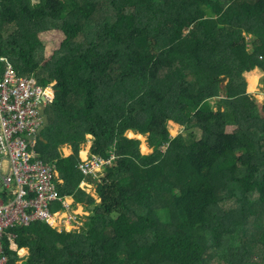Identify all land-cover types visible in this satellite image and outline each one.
I'll list each match as a JSON object with an SVG mask.
<instances>
[{
  "label": "trees",
  "instance_id": "16d2710c",
  "mask_svg": "<svg viewBox=\"0 0 264 264\" xmlns=\"http://www.w3.org/2000/svg\"><path fill=\"white\" fill-rule=\"evenodd\" d=\"M182 1L0 0V74L5 58L54 84L36 150L90 212L77 232L15 228L29 255L6 248L10 264H264V101L245 76L264 82V0H187L181 19ZM49 31L64 40L46 57ZM88 134L91 155L116 156L101 180L80 168Z\"/></svg>",
  "mask_w": 264,
  "mask_h": 264
},
{
  "label": "built area",
  "instance_id": "2783aa9c",
  "mask_svg": "<svg viewBox=\"0 0 264 264\" xmlns=\"http://www.w3.org/2000/svg\"><path fill=\"white\" fill-rule=\"evenodd\" d=\"M1 60L5 65L0 74V264H10L6 248L22 254L15 228L47 223L59 232H77L89 212L83 204L74 206L72 197L60 195L56 165L36 150L45 111L55 100L54 84L44 86L34 76H19L7 59ZM113 160L114 155L92 156L82 159L80 168L98 178ZM80 184L96 190L85 179ZM56 203L62 207L58 211Z\"/></svg>",
  "mask_w": 264,
  "mask_h": 264
},
{
  "label": "rangeland",
  "instance_id": "374dc122",
  "mask_svg": "<svg viewBox=\"0 0 264 264\" xmlns=\"http://www.w3.org/2000/svg\"><path fill=\"white\" fill-rule=\"evenodd\" d=\"M177 8V11L179 12L180 14V18L183 19V18H188L189 16H191L194 12V6L192 4L191 1H182L180 2L178 5ZM176 8L175 7H172L170 8L172 11L176 12ZM41 39L43 40L44 44H45V47H46V57H49L52 55V53L59 48L61 42L64 40V35L59 32V31H49V32H45V33H42L41 34ZM246 80H247V94L248 96L250 97V99L252 100H256L258 101L259 103H262L264 101V82L262 81V77H263V72L260 71L259 69H256L250 73H247L246 75ZM253 78H256L257 82H256V85H253L252 84V80ZM155 85H157L156 83H154ZM226 84V82L224 83ZM221 94V91H220V87H216L215 88V96L217 98H215V100H218L219 99V96ZM214 103V101L212 102V104ZM47 110V109H46ZM232 128V127H230ZM170 136L172 137H175L179 134H186L188 132V130H186L184 127L180 126V127H176L175 124L173 122L170 123ZM191 132H194L195 134V137L196 138H199L201 136V130L200 129H197V128H192L190 129ZM132 132L134 134H132ZM126 134L132 138H139L142 142H141V150L144 154H149L150 152H153V148L150 146L149 142H148V136L146 134H142V133H138L136 131H128L126 132ZM88 137V141L85 142L84 144H82V149H81V152H80V155L82 156L83 159H87V158H90L92 157L93 155L90 154V147L92 145V136L90 134L87 135ZM143 144H145L147 146V150H144L143 148ZM62 152L65 156H68V154L72 153V150L69 146H64L62 148ZM69 154V155H70ZM112 155H114V160H115V154L114 153H111L110 156L108 158H110ZM105 167V166H104ZM103 167V169H104ZM99 168V167H98ZM102 169V170H103ZM102 170L100 171V177H98V179H102ZM81 189H83L84 191H86L88 194H91L93 196H95L96 200L99 201L100 199L97 197V194H96V190H95V187H91L89 188L88 186H86L85 184H79ZM71 199V198H70ZM85 207V206H84ZM83 210L85 212H89L86 208H83ZM90 213V212H89ZM86 216V215H85ZM241 236L243 235H235V236H232V242L233 244H237L239 242H241ZM22 254H20L23 259L25 258V255L27 254V252H22Z\"/></svg>",
  "mask_w": 264,
  "mask_h": 264
},
{
  "label": "crops",
  "instance_id": "0c3cea01",
  "mask_svg": "<svg viewBox=\"0 0 264 264\" xmlns=\"http://www.w3.org/2000/svg\"><path fill=\"white\" fill-rule=\"evenodd\" d=\"M132 133H133V132H132ZM69 154H70V153H69ZM69 154H68V155H69ZM81 157H82V156H81ZM82 159H83V158H82ZM24 251L27 252V254L25 255V258H24V259H26V258L28 257V255H29V249H28V248H23V249H22V252H24Z\"/></svg>",
  "mask_w": 264,
  "mask_h": 264
},
{
  "label": "bare ground",
  "instance_id": "6f19581e",
  "mask_svg": "<svg viewBox=\"0 0 264 264\" xmlns=\"http://www.w3.org/2000/svg\"><path fill=\"white\" fill-rule=\"evenodd\" d=\"M45 123V122H44ZM43 128V127H42Z\"/></svg>",
  "mask_w": 264,
  "mask_h": 264
},
{
  "label": "clouds",
  "instance_id": "9594fccd",
  "mask_svg": "<svg viewBox=\"0 0 264 264\" xmlns=\"http://www.w3.org/2000/svg\"><path fill=\"white\" fill-rule=\"evenodd\" d=\"M95 197V196H94Z\"/></svg>",
  "mask_w": 264,
  "mask_h": 264
}]
</instances>
